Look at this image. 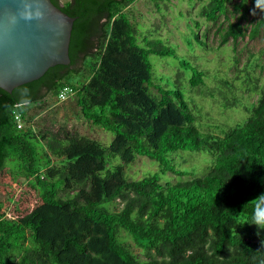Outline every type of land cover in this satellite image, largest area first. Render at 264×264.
<instances>
[{
  "label": "trees",
  "instance_id": "16d2710c",
  "mask_svg": "<svg viewBox=\"0 0 264 264\" xmlns=\"http://www.w3.org/2000/svg\"><path fill=\"white\" fill-rule=\"evenodd\" d=\"M137 1H67L61 9L76 19L70 65L11 93L0 88V174L35 191L33 205L29 192L21 195L15 215L0 201V264H264V229L254 223L264 209V87H255L259 98L244 120L205 121L194 93L237 109L236 85L169 39H139L129 11ZM200 1L205 22L228 15L231 0ZM249 1L263 14L249 37L264 27V6L241 0L234 4L241 18L221 31L222 46L245 37ZM194 25V39L207 48L201 22ZM151 56L177 60L176 77H157ZM214 78L216 88L207 80ZM64 87L87 121L115 135L109 147L67 127L40 126L30 115L31 106L50 108ZM182 152L203 153L207 163L185 170ZM118 156L122 163L109 168ZM139 157L158 170L136 180L127 168Z\"/></svg>",
  "mask_w": 264,
  "mask_h": 264
},
{
  "label": "rangeland",
  "instance_id": "374dc122",
  "mask_svg": "<svg viewBox=\"0 0 264 264\" xmlns=\"http://www.w3.org/2000/svg\"><path fill=\"white\" fill-rule=\"evenodd\" d=\"M67 1L60 0L62 4ZM240 2L241 0H231L228 5V15L221 16L217 24L207 23L200 18L199 12L203 4L200 0L193 2L191 0H158L161 10L157 7L156 0H138L129 9L139 32V39L149 34L160 35L164 39H169L178 45L180 54H196L199 58L197 63L204 66L211 74H217L220 78H228L234 82L238 89V97L243 102V106H239L237 109L225 110L220 107L217 100L208 95H202L201 92L194 93V99L202 109L205 121L208 120L213 124H234L244 120L248 116L246 106L255 104L259 98V94L255 92V87H264V27L255 39L249 37V33L255 27L256 22L260 21L263 14L256 12L257 8L252 1L248 3L249 12L246 18L241 21L246 34L245 37L240 38L237 42L230 39L224 46L221 45V31L225 30L230 23H236L241 18L242 12L236 13L234 11V4ZM195 20L201 22L202 25L199 33L207 37L208 46L205 49L200 48L199 43L194 39V32H197L194 25ZM150 62L156 70L157 77H176L179 67L178 61L174 58L151 56ZM220 78L207 80L211 86L216 88ZM182 82L187 85L188 78ZM153 91L157 92L156 90ZM31 107L30 115L37 117L36 122L40 126H48L54 130L67 127L73 134L95 139L106 147H109L115 138L112 132L102 130L87 121L77 106L75 98H70L65 102L58 100L56 103L51 102V107L44 111L39 107ZM178 157L180 158L178 164L182 165L181 167L185 170L194 165H202L203 160L204 165H206L208 159L203 153L191 152L179 153ZM121 163L119 156L114 157L110 159L109 168ZM157 166L156 162L146 157H139L133 165L128 166L127 173L132 179L139 180L148 176V173L156 172ZM169 178L167 175L163 179V183ZM27 192L30 194L26 195L25 199L33 205L35 191L29 190L23 179L14 182L9 172L0 174V201L9 204L10 215L17 214L14 212V208L17 203L20 204L21 195ZM24 203L21 204L22 209L27 206ZM122 207L123 204L120 203L119 208ZM132 244L134 245V243ZM134 251L143 258L138 247L134 246Z\"/></svg>",
  "mask_w": 264,
  "mask_h": 264
},
{
  "label": "water",
  "instance_id": "95a60500",
  "mask_svg": "<svg viewBox=\"0 0 264 264\" xmlns=\"http://www.w3.org/2000/svg\"><path fill=\"white\" fill-rule=\"evenodd\" d=\"M62 7L52 0H0V88L11 93L50 68L70 65L76 19Z\"/></svg>",
  "mask_w": 264,
  "mask_h": 264
},
{
  "label": "built area",
  "instance_id": "2783aa9c",
  "mask_svg": "<svg viewBox=\"0 0 264 264\" xmlns=\"http://www.w3.org/2000/svg\"><path fill=\"white\" fill-rule=\"evenodd\" d=\"M74 95V91L73 89H71L70 87H64L59 95H58V101L59 102H65L68 99H70L72 96ZM15 120L17 122V127L18 129H22L24 126V119H23V115L21 113H16L15 114Z\"/></svg>",
  "mask_w": 264,
  "mask_h": 264
},
{
  "label": "clouds",
  "instance_id": "9594fccd",
  "mask_svg": "<svg viewBox=\"0 0 264 264\" xmlns=\"http://www.w3.org/2000/svg\"><path fill=\"white\" fill-rule=\"evenodd\" d=\"M257 6H264V0H256ZM39 16L40 13L37 12ZM254 223L257 224L261 229H264V209L258 208L255 216H254Z\"/></svg>",
  "mask_w": 264,
  "mask_h": 264
},
{
  "label": "flooded vegetation",
  "instance_id": "af4514ba",
  "mask_svg": "<svg viewBox=\"0 0 264 264\" xmlns=\"http://www.w3.org/2000/svg\"><path fill=\"white\" fill-rule=\"evenodd\" d=\"M68 1H69V0H68ZM60 5H63V6H64L65 4H62V3L60 2Z\"/></svg>",
  "mask_w": 264,
  "mask_h": 264
}]
</instances>
